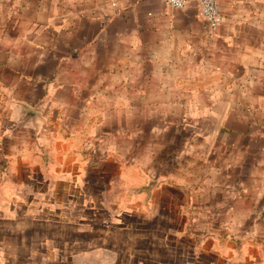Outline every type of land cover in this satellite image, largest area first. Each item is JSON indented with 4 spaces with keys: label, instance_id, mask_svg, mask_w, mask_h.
<instances>
[{
    "label": "crops",
    "instance_id": "crops-1",
    "mask_svg": "<svg viewBox=\"0 0 264 264\" xmlns=\"http://www.w3.org/2000/svg\"><path fill=\"white\" fill-rule=\"evenodd\" d=\"M0 0V264H264V0Z\"/></svg>",
    "mask_w": 264,
    "mask_h": 264
},
{
    "label": "built area",
    "instance_id": "built-area-1",
    "mask_svg": "<svg viewBox=\"0 0 264 264\" xmlns=\"http://www.w3.org/2000/svg\"><path fill=\"white\" fill-rule=\"evenodd\" d=\"M172 8L182 7L187 0H164ZM198 15L209 29H214L221 22V14L218 10V0H196Z\"/></svg>",
    "mask_w": 264,
    "mask_h": 264
}]
</instances>
